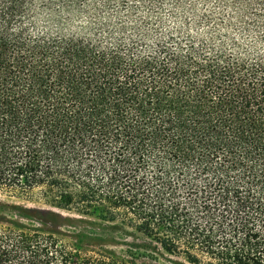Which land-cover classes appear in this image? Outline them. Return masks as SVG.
I'll return each instance as SVG.
<instances>
[{"label":"trees","instance_id":"obj_1","mask_svg":"<svg viewBox=\"0 0 264 264\" xmlns=\"http://www.w3.org/2000/svg\"><path fill=\"white\" fill-rule=\"evenodd\" d=\"M0 191L264 264V0H0ZM0 264L128 263L13 225Z\"/></svg>","mask_w":264,"mask_h":264},{"label":"rangeland","instance_id":"obj_2","mask_svg":"<svg viewBox=\"0 0 264 264\" xmlns=\"http://www.w3.org/2000/svg\"><path fill=\"white\" fill-rule=\"evenodd\" d=\"M37 197L36 193L0 191V228L15 225L26 231L51 234L82 249L108 253L128 264H189L119 222L59 209Z\"/></svg>","mask_w":264,"mask_h":264}]
</instances>
